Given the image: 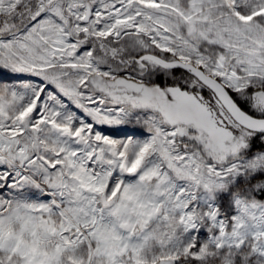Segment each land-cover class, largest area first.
I'll return each mask as SVG.
<instances>
[{
  "label": "snow or ice",
  "instance_id": "obj_1",
  "mask_svg": "<svg viewBox=\"0 0 264 264\" xmlns=\"http://www.w3.org/2000/svg\"><path fill=\"white\" fill-rule=\"evenodd\" d=\"M0 264H264V0H0Z\"/></svg>",
  "mask_w": 264,
  "mask_h": 264
}]
</instances>
